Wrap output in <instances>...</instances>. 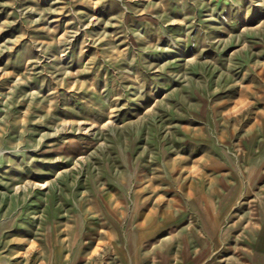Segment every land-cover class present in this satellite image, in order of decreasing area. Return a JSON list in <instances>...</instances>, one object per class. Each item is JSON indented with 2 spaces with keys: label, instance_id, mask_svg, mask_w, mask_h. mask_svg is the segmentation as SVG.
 Returning a JSON list of instances; mask_svg holds the SVG:
<instances>
[{
  "label": "rangeland",
  "instance_id": "374dc122",
  "mask_svg": "<svg viewBox=\"0 0 264 264\" xmlns=\"http://www.w3.org/2000/svg\"><path fill=\"white\" fill-rule=\"evenodd\" d=\"M0 264H264V0H0Z\"/></svg>",
  "mask_w": 264,
  "mask_h": 264
}]
</instances>
